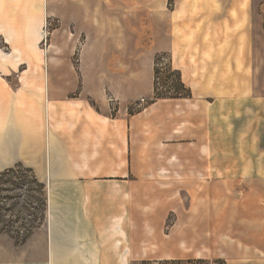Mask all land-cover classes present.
Here are the masks:
<instances>
[{"label": "rangeland", "instance_id": "1", "mask_svg": "<svg viewBox=\"0 0 264 264\" xmlns=\"http://www.w3.org/2000/svg\"><path fill=\"white\" fill-rule=\"evenodd\" d=\"M199 12L207 43L213 16L233 14L228 53L184 61L163 50L167 23L186 20L188 28ZM81 100L97 114L127 118L132 156L121 173L136 183L153 173L140 166L153 163L158 176L152 196L139 185L117 187L134 198L136 212L129 231L121 224L120 234L107 235L119 258L264 264V0H0V144L15 157L25 148L27 156L0 169V234L14 244L38 230L49 235L55 223L57 233L64 229L50 220L52 189L33 172L30 156L37 139L50 151L66 105ZM21 106L22 127L12 115ZM214 153L218 171L211 172ZM233 153L251 158L226 163ZM127 212L121 204L107 232Z\"/></svg>", "mask_w": 264, "mask_h": 264}, {"label": "crops", "instance_id": "2", "mask_svg": "<svg viewBox=\"0 0 264 264\" xmlns=\"http://www.w3.org/2000/svg\"><path fill=\"white\" fill-rule=\"evenodd\" d=\"M85 5H82L83 8ZM199 9L197 10L200 11ZM90 13L89 9L88 15ZM200 16V12L192 16L193 23L188 28L186 20L167 23V27L162 31V49L169 52L171 49L173 57L184 61L223 58L219 53L227 54L228 52L223 50L224 47L227 46L228 49L230 45L232 48L234 43L233 14L226 12L225 17L223 13L213 16L216 20L210 22L215 26L213 35L209 37L212 43L201 40L202 20L197 18ZM184 74L188 79L191 76L188 70H184ZM225 98L228 101L232 100L231 96ZM65 113L64 122H61L62 125L56 129L53 139L48 144L50 151L39 149L42 142L41 139H37L34 142V153L30 156L33 158V172L39 174L41 181L47 182L52 189L48 201L50 220L60 219L64 231L60 230L61 233H57L56 223L54 225L52 222L54 230L52 227L49 228V235L38 230L23 244H14L7 234H0V264H127L126 259L119 258L118 246L116 249L112 247L113 239H107V235L121 233V224L128 231L132 228L129 217L131 210L135 212V208L130 205L134 198L124 197L121 191H117V187L123 182L128 186L139 185L146 190L149 189L148 195L152 196L155 192L152 191L156 187L155 181L158 180L155 166L153 163L142 164L140 172L153 173L147 177L139 175L136 183H133L135 179L129 178L128 173H121L128 171L127 167L122 166L123 159L128 162L132 156L133 141L127 126V118L97 114L83 100L73 102L72 105L68 103ZM13 114L17 124L22 127L26 114L24 106L19 107L17 112L13 109ZM179 119L183 122L185 117ZM182 137L184 140V131ZM208 138L214 142L213 147L217 149L219 143L216 134L211 131ZM20 151L15 157L16 155L8 153V146L5 143L0 144V169L9 166L16 158H27L25 148H21ZM178 151L181 155L186 154L185 148L180 146ZM249 153L252 151L248 150ZM248 154L233 153L231 157L225 156V162L240 165ZM214 156L217 154L214 153L209 160L211 172L218 171V168L212 170L214 163L216 165ZM135 170L138 171L139 168ZM123 203L127 206L128 217L107 232L110 218L121 211ZM146 228L145 234H149L148 230L152 233V230ZM46 235L49 238H46ZM116 242L118 244V241Z\"/></svg>", "mask_w": 264, "mask_h": 264}]
</instances>
